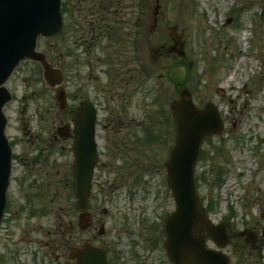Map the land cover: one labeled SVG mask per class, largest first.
Instances as JSON below:
<instances>
[{"label":"rangeland","instance_id":"374dc122","mask_svg":"<svg viewBox=\"0 0 264 264\" xmlns=\"http://www.w3.org/2000/svg\"><path fill=\"white\" fill-rule=\"evenodd\" d=\"M153 1L154 12L156 4L159 8L154 22L148 21V27L154 28L148 36L150 44L140 41V47L137 42L138 52L142 51L138 67L129 62L125 68L131 66L136 77L129 86L133 93L126 118L118 123L114 114L109 121L105 112H98L97 177L104 189L93 191L90 198V226L81 220L71 192L70 140H51L58 117L67 119V112L60 113L55 103L57 88L45 84L39 64L32 61L21 62L6 81L12 100L4 107L5 134L14 153L23 152L24 161L13 162L9 206L0 226V264H70L68 247L84 242L109 248L117 264H170L162 225L175 204L165 162L176 138L170 104L184 88L195 108L213 104L222 122L221 132L203 141L194 167L203 210L214 224L224 222L230 235L222 252L232 264H264V249L261 254L252 251L240 235L249 229L264 241V0ZM70 6L69 0H63V11ZM229 17L233 20L225 24ZM66 21L65 16V25ZM246 31L250 35L243 42ZM172 36L182 44L181 57L166 51ZM66 44V37L54 47L39 38L37 50L63 69L61 88L71 91L66 82ZM247 47L259 58L260 69H248L242 55ZM123 50L127 55L122 53V65L131 57L125 45ZM96 76L97 83L108 82L107 75ZM75 94L82 98V93ZM37 148H44L42 158L34 160ZM108 148H133L127 157L143 156L144 161L131 164L133 168L121 179L117 174L124 173L126 151L119 156ZM108 161L112 164L105 166ZM29 166L37 172L32 191L40 196L24 200L23 180ZM100 224L105 229L101 236ZM65 225L71 228L68 233L63 231ZM207 246L215 248L210 240Z\"/></svg>","mask_w":264,"mask_h":264},{"label":"water","instance_id":"95a60500","mask_svg":"<svg viewBox=\"0 0 264 264\" xmlns=\"http://www.w3.org/2000/svg\"><path fill=\"white\" fill-rule=\"evenodd\" d=\"M60 0H0V220L5 207V191L10 172V147L4 135L6 119L2 108L11 96L2 84L9 78L21 60L30 59L41 63L43 77L50 87L62 83L58 69L52 68L45 55L35 51L36 40L44 37L56 43L61 35ZM169 52L183 55L177 50L178 40L172 36ZM182 48V46H181ZM56 100L60 109L65 106V92L58 90ZM170 108L176 124V140L166 163L167 179L172 191L175 211L166 218L164 231L166 251L173 264H228V258L217 249L205 245L210 238L220 248L229 241L223 223L213 225L206 219L202 205L195 193L194 166L199 149L207 135L221 131L222 123L216 108L207 104L197 110L189 92L183 90L179 100ZM95 111L90 104L78 113L74 122V191L79 211L87 208L93 168L97 161L94 141ZM65 128L58 130L65 136ZM205 231V234H201ZM103 233L101 227L99 234ZM248 242L255 241V234L244 231ZM70 247L68 258L74 264H106L105 252L84 246Z\"/></svg>","mask_w":264,"mask_h":264},{"label":"flooded vegetation","instance_id":"af4514ba","mask_svg":"<svg viewBox=\"0 0 264 264\" xmlns=\"http://www.w3.org/2000/svg\"><path fill=\"white\" fill-rule=\"evenodd\" d=\"M71 6L64 11V19L67 17L66 25H64V30L61 39L58 43L52 45L60 46L63 39L66 37L68 44H66V65L68 66L66 70V82L70 85L71 91H66L67 104L63 113L67 112V119L62 120L58 117V124L55 126V131L58 127L63 125H73L75 117L78 112L85 106L86 103H92L96 109V124L95 128L99 125L98 112H105L107 114V119L109 121L114 120H125L126 118V106L128 100L131 98L133 91L129 89L132 80H135V74L131 66L129 70L125 68L129 65V62L134 63V67H138V53L141 54V49L138 52V43L140 41L149 42L148 36L152 34L154 28L153 25L148 27L149 19L154 22V10H153V0H69ZM230 22L233 17H229ZM229 22V23H230ZM152 24V23H151ZM126 30V33H123ZM138 42V43H137ZM126 46V50L129 52L131 57L129 59H124V64L122 65L121 55L122 53H127L122 47ZM141 47V43H140ZM63 72V69H61ZM131 72V75H125V72ZM103 73V75L108 76V82L101 85L96 74ZM142 73H145L142 70ZM64 74V72H63ZM85 84L80 83L79 81ZM92 82L94 85L89 86L88 84ZM124 89V91L121 90ZM92 89V90H91ZM75 92L82 93L79 98ZM92 94V95H91ZM91 95V96H90ZM106 100L111 101L108 104ZM103 101V102H102ZM58 112V113H59ZM115 112V113H112ZM134 121V118H133ZM119 123V122H118ZM67 128V137L62 139L55 134H51V140L55 142L58 140H70V147L72 148V131ZM44 148H37L38 152L33 157L34 160H39L42 158V150ZM111 153L118 152L119 156L124 155L127 157V153L133 148H108ZM121 150V151H120ZM120 151V152H119ZM70 152H73L71 149ZM13 162L16 160L19 162L24 161L23 152L20 156H17L13 150ZM128 158V157H127ZM123 162L122 171L123 175L118 173L117 175L124 179V176L128 175V172L133 168L134 163H140L144 160L143 156L137 158V155L132 158H128ZM25 163V162H24ZM100 163L98 158V163L95 167L92 183H91V194L90 198L93 196V191L101 190L103 191V183L97 177V172L99 173L98 164ZM26 164V163H25ZM112 162L108 161L105 166H109ZM72 170V166H71ZM70 170V174L73 179V170ZM27 174L23 180V190L25 191V196L22 199H34L39 198L40 192L35 193L32 190L33 185L36 180L33 179L34 175L37 174L35 169L30 166L27 167ZM13 173V163L11 170V181ZM70 179V180H71ZM107 181V180H106ZM68 183V181H67ZM66 183V184H67ZM71 192L73 189L71 188ZM74 194V193H73ZM9 201L7 205L8 210ZM89 207V206H88ZM88 211V209H87ZM7 212V211H6ZM89 212V211H88ZM5 219V218H4ZM250 246L252 251L259 254L262 253L264 249V241L261 237H256V241L253 243L246 242ZM49 244L46 243V246ZM95 247L104 248L107 253L108 264L114 263V258L112 257V251L103 246ZM58 249V248H54ZM138 258V257H137ZM57 259H60L57 258ZM139 262V258L137 259ZM70 264H72L69 261ZM136 263V260H135ZM136 264H145L144 262ZM229 264L230 259H229Z\"/></svg>","mask_w":264,"mask_h":264},{"label":"bare ground","instance_id":"6f19581e","mask_svg":"<svg viewBox=\"0 0 264 264\" xmlns=\"http://www.w3.org/2000/svg\"><path fill=\"white\" fill-rule=\"evenodd\" d=\"M232 74H233V73H231L230 77L228 78V82L231 81V79H232V78H231V77H232Z\"/></svg>","mask_w":264,"mask_h":264}]
</instances>
